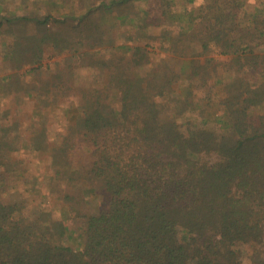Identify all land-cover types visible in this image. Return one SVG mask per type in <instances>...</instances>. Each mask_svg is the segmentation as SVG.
<instances>
[{
  "label": "trees",
  "instance_id": "16d2710c",
  "mask_svg": "<svg viewBox=\"0 0 264 264\" xmlns=\"http://www.w3.org/2000/svg\"><path fill=\"white\" fill-rule=\"evenodd\" d=\"M129 1L62 17L3 14L0 0L6 57L27 54L39 73L45 47L81 55L100 35L83 23ZM27 24L34 37L12 31ZM162 38L118 47L59 140L35 124L42 108L28 138V122L0 111V264H264V0H205L197 24ZM25 151L45 154L48 171L26 167ZM86 192L106 205L90 211Z\"/></svg>",
  "mask_w": 264,
  "mask_h": 264
},
{
  "label": "rangeland",
  "instance_id": "374dc122",
  "mask_svg": "<svg viewBox=\"0 0 264 264\" xmlns=\"http://www.w3.org/2000/svg\"><path fill=\"white\" fill-rule=\"evenodd\" d=\"M159 2L160 0H154L149 8L155 5L157 10L160 6H166V4H159ZM1 3L4 6L3 14L8 15L9 13L35 15L41 14L45 10H51L56 16L64 17L70 15L69 12H80L83 8V0H32L31 4L33 6L28 7V9L23 8L21 0H1ZM37 6L41 9H38ZM149 8L145 1H137L116 8L109 17L102 15L101 11L97 10L95 15L91 17V21L83 23L97 24L100 35L96 41H91L94 45L85 47L81 55H75L68 51L55 52L49 47H45L41 61L42 68L39 73L29 70L33 65L26 63L28 59H25V56L27 54H22L17 59L6 57L8 48H12V36L9 32H6L8 30L6 27L0 33V87L4 86L2 92L0 91V111L10 110L11 114L22 117L25 123L28 122L29 124L23 127L22 131L28 138L30 135V130H28L30 120L26 117L29 113L33 114L36 108H42V111L38 112L40 113V120L35 124L40 128L44 124L53 141L56 137L58 140L61 139L69 127L76 122L79 115L78 103L82 90L93 91L105 86L110 72L109 66L107 67L106 64L111 62V57L123 54L118 50V47L129 43L130 40H127V36L132 29L130 24H138L142 20L141 17H144V11L149 10ZM150 12L154 14L156 11ZM69 22L76 23L74 20ZM16 28L14 30L12 28V31L16 33L19 30L24 37L35 34L38 29L35 24H27L23 28L19 26ZM158 31L159 28L154 30L156 33ZM61 32L62 36H70L66 30H61ZM40 33L38 36H41ZM133 33L136 37V29L131 30V34ZM70 38L74 39V36L71 35ZM138 40L141 39L135 41ZM139 44L146 43L140 42ZM118 59H120V56ZM218 71L222 75L223 70L221 67L218 68ZM230 75L233 76V73L228 72L225 74L228 78ZM220 86L217 85L214 90L219 89ZM38 98L42 100V103H39ZM19 155L27 159L26 167L31 171L41 170L43 173L48 171L45 154L25 151ZM85 155H87L86 149L83 145H79L76 152L73 153V158L77 163L78 159ZM46 177H42L40 186L49 191ZM88 188L87 185L86 189ZM86 198L90 200L88 204L90 211L104 207L107 201V197L101 195L98 202H94L88 192H86ZM73 245L75 246L74 242ZM242 264H253V262L250 257L245 256Z\"/></svg>",
  "mask_w": 264,
  "mask_h": 264
},
{
  "label": "crops",
  "instance_id": "0c3cea01",
  "mask_svg": "<svg viewBox=\"0 0 264 264\" xmlns=\"http://www.w3.org/2000/svg\"><path fill=\"white\" fill-rule=\"evenodd\" d=\"M29 7L33 5L32 0H30ZM91 0H83V8L80 12H69L68 14H77L82 15L84 12H88L89 3ZM137 1H145L148 4V8L151 6V3L154 0H130L129 2L123 3L122 5L116 6L111 10H100L102 15H107L108 17L113 13V11L121 6H125L130 3H136ZM170 0H160L159 4H166V6L158 7V11L155 9V5L149 10L144 11V17H141L142 20L138 24H130L132 29H136L135 34L128 32L127 40H130L129 43L132 46L141 43L158 44L162 41V34L165 31H171V29L177 28L178 24H197L199 18L202 15L204 1L205 0H173L174 5L168 6ZM258 0H250L252 3H256ZM37 3L36 1H34ZM96 3L99 4L100 0H96ZM28 9V7H27ZM150 11H156L152 14ZM67 14V13H66ZM151 14V15H150ZM95 15V12H94ZM151 16V17H150ZM93 17V16H92ZM182 18L184 21H181ZM159 28L158 33L154 32L155 29ZM140 32V33H139ZM136 39H141L135 41ZM154 39L157 41L155 42Z\"/></svg>",
  "mask_w": 264,
  "mask_h": 264
}]
</instances>
